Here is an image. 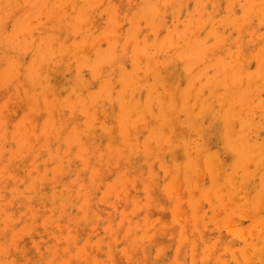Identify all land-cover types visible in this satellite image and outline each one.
I'll list each match as a JSON object with an SVG mask.
<instances>
[{"label": "rangeland", "instance_id": "obj_1", "mask_svg": "<svg viewBox=\"0 0 264 264\" xmlns=\"http://www.w3.org/2000/svg\"><path fill=\"white\" fill-rule=\"evenodd\" d=\"M0 4V264H264V0Z\"/></svg>", "mask_w": 264, "mask_h": 264}, {"label": "bare ground", "instance_id": "obj_2", "mask_svg": "<svg viewBox=\"0 0 264 264\" xmlns=\"http://www.w3.org/2000/svg\"><path fill=\"white\" fill-rule=\"evenodd\" d=\"M1 1H2V0H1ZM10 1H11V0H10ZM18 1H19V0H18ZM24 1H25V0H24ZM12 2H13V1H12ZM15 2H16V1H15ZM5 3H6V2H5ZM5 3H4L3 6L7 7V6H6L7 4H5ZM7 3H8V2H7ZM10 3H11V2H10ZM13 3H14V2H13ZM13 3H12V5H14ZM36 3H37V2H36ZM0 5L2 6V4H0ZM9 5L12 6L11 4H8V6H9ZM1 6H0V8L3 7V6H2V7H1ZM10 6H9V7H10ZM34 6H35V4H34ZM44 6H45V5H44ZM10 8H11V7H10ZM10 8H8V9L6 8L7 10H6V9H1V10H4V12H5V10L9 12V9H10ZM43 8H44V7H42V9H43ZM39 13H40V12H39ZM5 14H6V13H5ZM37 14H38V13H37ZM0 15L2 16V14H0ZM4 16H5V15H3V17H4ZM3 17H1V19H4ZM4 24H5V23H4ZM12 25H13V24H12ZM2 31H3V30H2ZM2 31H0V32H2ZM21 35H22V34H21ZM5 36H6V33H5ZM22 36H23V35H22ZM38 36H39V35H38ZM38 36H37V37H38ZM23 38H24V36H23ZM0 39H1V37H0ZM7 40H8V38H7ZM13 40H14V39H13ZM19 40L21 41V39H19ZM20 41H19V43H21ZM43 41H44V40H43ZM10 43L13 44V42H11V41H10ZM19 43H18V44H19ZM5 44H6V43H5ZM8 44H9V43H8ZM8 44H6V45H8ZM34 44H35V43H34ZM34 44H33V46L35 47L36 44H35V45H34ZM3 45H4V42H2V46H3ZM14 45H15V43H14ZM8 46H9V45H8ZM26 48H27V47H26ZM30 48H31V47H30ZM30 48H28L27 50H28V51H31V50H29ZM9 51H10V50H9ZM2 52H3V51H2ZM11 52H12V51H11ZM21 52H22V51H21ZM24 53H26V52H24ZM40 53H41V52H40ZM21 54H22V53H21ZM18 56H19V55H18ZM32 56H33V55H32ZM32 56H31V57H32ZM44 56H45V55H44ZM44 56H43V57H44ZM34 57H35V56H34ZM20 58H21V57H20ZM17 59H19V58H17ZM17 59H16V61H17ZM30 59H31V58H30ZM45 59H46V58H45ZM45 59H44V60H45ZM113 59H114V58H113ZM113 59H112V62H113ZM116 59H117V58H116ZM2 60H3V59H2ZM18 61H19V60H18ZM108 61H109V60H108ZM115 61H116V60H115ZM30 63H32V62H30ZM14 64H16V63H14ZM42 64H43V63H41V64H39V65H42ZM17 65H18V63L16 64V66H17ZM43 66H44V64H43ZM38 67L41 68L42 66H41V67L38 66ZM142 67H143V66H142ZM36 68H37V67H36ZM154 68H155V67H154ZM10 70L13 71V69H10ZM161 70H162V69H161ZM7 71H9V70H7ZM11 73H12V72H11ZM147 73H148V72H147ZM147 73H146V74H147ZM8 74H9V73H8ZM143 77H144V76H143ZM108 82H109V81H108ZM105 83H106V82H105ZM110 83H111V82H110ZM116 83H117V81H116ZM107 84H108V83H107ZM129 84H130V83H129ZM108 85L114 87L113 84H112V85L108 84ZM114 85H116V84H114ZM117 85H118V84H117ZM117 85H116V86H117ZM127 85H128V84H127ZM109 86H108V87H109ZM164 86H165V85H164ZM108 87L106 86L107 89H108ZM155 87H156V86H155ZM8 88H9V87H8ZM110 88H111V87H110ZM110 88H109V89H110ZM158 88H159V87H158ZM166 89H167V88H166ZM80 91H81V90H80ZM138 91H139V90H138ZM140 92H141V91H140ZM142 92H143V91H142ZM164 92H166V91H164ZM169 93H170V92H169ZM121 94H123V92H121ZM124 94H125V92H124ZM124 94H123V95H124ZM127 94L129 95V93H127ZM141 94H142V93H141ZM141 94H139V95H141ZM134 95H135V94H134ZM157 95H158V94H157ZM159 95H160V97L163 98L164 100L166 99V98H165L166 93H165V94H164V93H163V94H159ZM161 95H162V96L164 95V97H162ZM170 95H171V94H170ZM170 95H168V96H170ZM124 96H125V95H124ZM141 96H142V95H141ZM128 97H129V96H128ZM160 97H159V98H160ZM171 97H172V96H171ZM217 97H218V96H217ZM217 97H216V98H217ZM139 98H140V96H139ZM157 98H158V97H157ZM169 98H170V97H169ZM224 98H225V97H224ZM128 99H129V98H128ZM219 99H220L219 103L222 102L221 100L223 99V96H222V98H219ZM219 99H217V100H219ZM164 100H163V101H164ZM172 100H173V99H172ZM172 100H171V101H172ZM174 100H175V99H174ZM161 101H162V100H161ZM161 101H160V103H161ZM223 101H224V100H223ZM227 101H230V100H227ZM118 102H120V101H118ZM132 102L135 103L134 101H132ZM147 102H148V101H147ZM152 102H153V101H152ZM152 102L150 101L151 104H152ZM224 102H225V101H224ZM150 103H147V107H148V104L151 106ZM182 103H184V102L182 101ZM135 104H136V103H135ZM135 104H134V105H135ZM137 104H138V103H137ZM166 104H167V103H166ZM174 104H176V101H174ZM120 105H121V104H120ZM138 105H139V104H138ZM161 105H162V103H161ZM168 105H169V104H168ZM171 105H172V104H170L169 107H170ZM176 105H177V104H176ZM183 105H184V104H183ZM145 106H146V105H145ZM172 106H173V105H172ZM129 107H130V106H129ZM129 107H127V108H129ZM132 107H133V105H132ZM132 107H131V110H132ZM139 107H140V106H139ZM174 107H175V105H174ZM179 107H181V106H179ZM182 107H183V106H182ZM127 108H125L123 112H125ZM167 108H168V107H167ZM185 108H186V107H184V109H185ZM170 109H173V108H170ZM175 109H177V108H175ZM175 109H174V110H175ZM129 110H130V109H129ZM129 110H128V111H129ZM143 110H145V107H144ZM150 110H151V109H150ZM180 110H181V108L179 109V111H180ZM182 110H183V109H182ZM177 111H178V110H177ZM228 111H229V114H230V109H229ZM145 112H146V110H145ZM145 112H144V113H145ZM166 112H168V113L170 114L169 109H168V111H167V109H166ZM166 112H165V113H166ZM174 112H176V111H174ZM133 113H134V112H133ZM136 113H137V112H136ZM148 113H150V112H148ZM148 113L146 112V114H148ZM168 113H167V114H168ZM127 114H128V113H127ZM129 114L134 115V114H132V113H129ZM146 114H145V115H146ZM225 114H226V113H225ZM229 114H228V115H229ZM142 115H144V114H142ZM145 115H144V116H145ZM125 116H126V113H125ZM168 116H169V115H168ZM168 116H167V117H168ZM225 116H226V115H225ZM229 116H230V115H229ZM148 117H149V116L147 115V118H148ZM150 117H151V115H150ZM158 117H159V116H156V118H158ZM167 117H166V118H167ZM139 118H140V117H139ZM145 118H146V117H145ZM168 118H170V117H168ZM124 119H125V118H124ZM125 120H126V119H125ZM227 121H228V119H227ZM156 122H157V121H156ZM162 122H163V121H162ZM165 122H167V121L164 120V123H165ZM157 123H158V122H157ZM168 123H169V122H168ZM228 124H229V123H228ZM92 125H93V124H92ZM161 125H163V124H161ZM165 125H166V123H165ZM165 125H164V126H165ZM164 126H163V128H164ZM225 126L227 127V132H228V130H229L228 127H229V126H228L227 124H226ZM226 127H225V129H226ZM158 128H159V127H158ZM163 128H162V129H163ZM164 129H165V128H164ZM160 137H161V136H160ZM230 143H232V142H230ZM232 144H233V143H232ZM235 144H236V143H235ZM145 145H146V143H144V147H146ZM135 147H136V146H135ZM230 148H231V146H230ZM233 148H234V147H233ZM234 149H235V148H234ZM234 149H233V150H234ZM130 150H131V149H130ZM145 150H147V149L145 148ZM230 152H231V151H230ZM246 154L248 155V153H246ZM208 157H209V156H208ZM245 157H249V155H248V156L245 155ZM246 159H247V158H246Z\"/></svg>", "mask_w": 264, "mask_h": 264}]
</instances>
